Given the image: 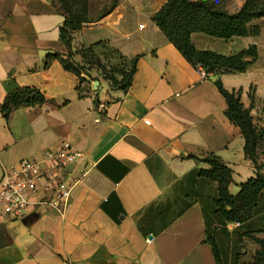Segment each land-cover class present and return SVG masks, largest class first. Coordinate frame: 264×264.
<instances>
[{"label":"crops","instance_id":"crops-1","mask_svg":"<svg viewBox=\"0 0 264 264\" xmlns=\"http://www.w3.org/2000/svg\"><path fill=\"white\" fill-rule=\"evenodd\" d=\"M87 1L89 21L74 32L73 46L134 58L125 88L105 80L89 88L58 59L44 66L48 52L66 53L59 0H0V104L20 87L45 96L8 118L0 112V177L3 168L64 140L85 155L75 172L88 167L63 214L35 204L21 217H0L6 238L0 264H218L209 236L220 263L251 262L255 237L264 238V191L248 221L224 223L214 211L217 181L199 174L210 164L188 156L224 161L233 195L255 174L240 127L225 115L216 75L202 77L152 20L167 0ZM244 1L226 0L225 8L235 13ZM255 24L256 35L190 34L196 48L223 54L256 45L246 71L220 75L226 89H241L245 107L250 88L264 98L255 80L264 86V16ZM74 58L83 62L80 54ZM237 237L245 248L235 246Z\"/></svg>","mask_w":264,"mask_h":264},{"label":"trees","instance_id":"trees-1","mask_svg":"<svg viewBox=\"0 0 264 264\" xmlns=\"http://www.w3.org/2000/svg\"><path fill=\"white\" fill-rule=\"evenodd\" d=\"M225 2L226 0H167L153 14L152 20L190 63L196 67L202 66L207 73L216 75L215 84L227 103L225 115L241 129L245 139L244 151L254 164L255 174L239 184V190L235 195L231 194L228 188L232 181V170L224 161L211 154L204 157L193 154L188 156L202 159L210 164L209 168L200 169L199 174L217 181L214 211L218 219L224 223L238 221L242 224L253 216L264 191V171L262 164L256 159L259 133L255 131L249 107H245L240 99L241 89H226L220 75L246 71L257 56L256 45L250 44L239 52L223 54L214 50L196 48L190 39V34L203 32L225 39L233 36L256 35L260 27L257 24L251 25V22L264 16V0H245L235 13L226 10ZM59 4V8L64 13V21L59 26V40L65 45L66 53L48 52L44 66H47L50 60L58 59L65 69L79 76L81 83L86 80L82 76L83 71L87 70L83 64H88L84 51L96 55L93 45L77 49L72 43L74 32L82 27L83 22L89 21L88 1L59 0ZM76 54L81 55L83 62L75 60ZM134 70L133 58L128 84ZM44 100V94L36 87L16 88L7 92L0 104V112L8 118L15 108L21 105L40 104ZM208 240L218 264H222L219 261V251L214 237L209 236ZM255 241L258 248L253 254L252 261L243 264H264V238L255 237Z\"/></svg>","mask_w":264,"mask_h":264},{"label":"built area","instance_id":"built-area-1","mask_svg":"<svg viewBox=\"0 0 264 264\" xmlns=\"http://www.w3.org/2000/svg\"><path fill=\"white\" fill-rule=\"evenodd\" d=\"M198 69L202 77L207 75L202 66H198ZM84 157L83 151L64 140L55 149L46 150L39 158H22L3 168L0 177V217H21L35 204L52 207L63 214L73 187L88 171L85 165L78 173L75 172L77 163ZM233 224L241 225L238 221Z\"/></svg>","mask_w":264,"mask_h":264},{"label":"rangeland","instance_id":"rangeland-1","mask_svg":"<svg viewBox=\"0 0 264 264\" xmlns=\"http://www.w3.org/2000/svg\"><path fill=\"white\" fill-rule=\"evenodd\" d=\"M99 52V50L96 51L95 55L94 53L92 54L84 51L87 63L90 64L89 66L88 64H83V67L87 69L83 71V74L86 75L85 81L89 83V88H91V86L96 88L101 80L107 81L110 85L125 88L130 77L133 58L121 57L113 50H106V54L103 53L104 55H100ZM255 80L260 87V93L262 92V94H264V86H262V81H260L261 77L255 75ZM242 82H244V80H242ZM249 98L250 114L253 118L255 131L259 133L257 138L256 159L264 168V98L255 96L254 89L252 88H250ZM240 242V238L237 237L235 246L238 249L245 248L240 245Z\"/></svg>","mask_w":264,"mask_h":264},{"label":"water","instance_id":"water-1","mask_svg":"<svg viewBox=\"0 0 264 264\" xmlns=\"http://www.w3.org/2000/svg\"><path fill=\"white\" fill-rule=\"evenodd\" d=\"M4 232H5V225L3 222H0V247L6 242V238L3 236Z\"/></svg>","mask_w":264,"mask_h":264}]
</instances>
